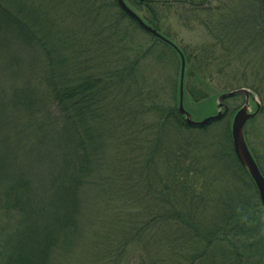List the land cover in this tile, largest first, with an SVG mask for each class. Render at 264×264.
Returning <instances> with one entry per match:
<instances>
[{
    "label": "trees",
    "instance_id": "obj_1",
    "mask_svg": "<svg viewBox=\"0 0 264 264\" xmlns=\"http://www.w3.org/2000/svg\"><path fill=\"white\" fill-rule=\"evenodd\" d=\"M124 2L174 43L175 15L203 30L175 43L190 117L237 89L260 101L245 125L264 114V0ZM0 82V264H264L230 133L242 95L187 125L179 53L116 0H0Z\"/></svg>",
    "mask_w": 264,
    "mask_h": 264
},
{
    "label": "water",
    "instance_id": "obj_2",
    "mask_svg": "<svg viewBox=\"0 0 264 264\" xmlns=\"http://www.w3.org/2000/svg\"><path fill=\"white\" fill-rule=\"evenodd\" d=\"M117 3L119 7L131 19H133L135 23L141 29H143L150 35L160 40H163L169 45L173 46V44L169 40H167L162 35H160L158 32H156V30H154L153 28L145 24L142 21V19L124 3L123 0H117ZM180 57H181V69H180V89H179V92H180L179 112L184 115V120L187 125L192 126V127H202L210 123L211 121L222 118L227 111V108L223 104V100L233 95H236V94L245 93L243 89H237L234 91L223 93L218 98V107L220 108L223 107V110H218L216 114L207 116L198 121L191 119L182 107V78H183V72H184V60L181 54H180ZM255 113L256 112L254 113L247 112L245 106L238 109L232 118L230 133H231L233 151L237 159L239 160V162L246 168L251 179L253 180L255 187L257 189V192H258L260 203L264 208V178L261 175L253 157L251 156L247 148V145L245 143L244 136H243V128H244L246 121L252 118L255 115Z\"/></svg>",
    "mask_w": 264,
    "mask_h": 264
},
{
    "label": "rangeland",
    "instance_id": "obj_3",
    "mask_svg": "<svg viewBox=\"0 0 264 264\" xmlns=\"http://www.w3.org/2000/svg\"><path fill=\"white\" fill-rule=\"evenodd\" d=\"M178 17L179 16L175 15L174 18H171L168 21V24L171 26V28L169 26V29L174 33L175 43H177L181 47H185V46L193 45L194 43L198 44V43L203 42L204 40L203 30H201V28L198 27L197 25H194L196 24L195 22H193L192 24L189 23L188 25L183 26L181 24L182 21H180L181 23L171 21L173 19L177 20ZM184 69H185V61H184ZM159 74L161 75L162 73H159ZM4 81L5 80H3V82ZM3 82H0V87L4 89L8 88V84L3 83ZM211 83L215 85L216 80L213 79ZM220 94L222 93L209 92L208 97L206 99L200 102H196L192 107L193 112L196 114H193V117H190V118L194 120H200L204 118V116L206 117L207 114L211 115V114L216 113L218 110H223L222 107L218 108V105H217L218 96ZM240 94L242 95V99H243L241 102L242 104L243 102H246L244 105L247 104L249 106L248 108L249 112L254 111V109L258 107L260 101L256 97V95H254L252 92L250 93V97L248 95V91H245V93H240ZM225 104L228 109L229 102L227 101V103ZM233 113L229 114L230 124H231V120L233 117ZM221 127L222 125L220 124L217 128V133H221ZM245 128H246V138H247V141L249 142V146L253 150H255L256 153L264 159V114L261 115L260 117L256 116L253 121L245 125ZM261 164H262V167H264V162L263 163L261 162Z\"/></svg>",
    "mask_w": 264,
    "mask_h": 264
}]
</instances>
